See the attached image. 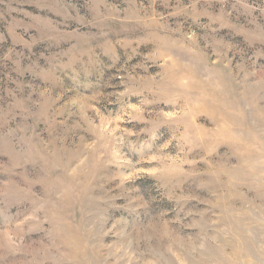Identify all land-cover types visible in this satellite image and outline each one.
Masks as SVG:
<instances>
[{"label":"rangeland","instance_id":"374dc122","mask_svg":"<svg viewBox=\"0 0 264 264\" xmlns=\"http://www.w3.org/2000/svg\"><path fill=\"white\" fill-rule=\"evenodd\" d=\"M0 264H264V0H0Z\"/></svg>","mask_w":264,"mask_h":264}]
</instances>
